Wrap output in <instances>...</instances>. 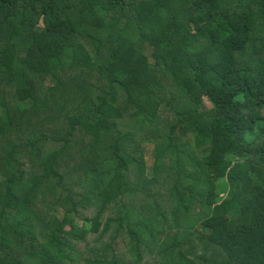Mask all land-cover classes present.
<instances>
[{
    "label": "trees",
    "instance_id": "16d2710c",
    "mask_svg": "<svg viewBox=\"0 0 264 264\" xmlns=\"http://www.w3.org/2000/svg\"><path fill=\"white\" fill-rule=\"evenodd\" d=\"M146 255L264 264V0H0V264Z\"/></svg>",
    "mask_w": 264,
    "mask_h": 264
},
{
    "label": "rangeland",
    "instance_id": "374dc122",
    "mask_svg": "<svg viewBox=\"0 0 264 264\" xmlns=\"http://www.w3.org/2000/svg\"><path fill=\"white\" fill-rule=\"evenodd\" d=\"M205 106H206V108L210 107L209 104H207V103L205 104ZM144 151H145V162H146V176H147L148 179H151L152 175H153V164L155 162L153 145H151L149 143L145 144ZM150 189H152V188H150ZM137 200L138 201H136L135 204L137 206H139L140 204H144L148 199L147 198H143V199L138 198ZM87 206H88V210H89L88 215L89 216L95 215L96 208L94 207L93 203L92 204H88ZM165 208L169 209L170 206L166 205ZM56 213L59 216H61L62 210L61 209H57ZM78 222H79V225H82V221L81 220H78ZM113 234H114V228L112 227L111 231H109L108 234L104 235V237L101 240L97 241L96 240L97 234H92L91 233L89 238H88V242H89V244H91V246H99V245L107 243V242L109 243V241L111 240ZM118 244H119V252L123 253V254H127L125 244L123 243V241L121 239L119 240ZM84 245H85V243H80V244H78L77 247L81 251H84V248H85ZM125 258L130 260L129 255H126ZM156 260H157V255H155V256L146 255L145 261H143L142 264H154V263L156 264Z\"/></svg>",
    "mask_w": 264,
    "mask_h": 264
}]
</instances>
